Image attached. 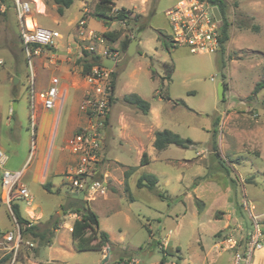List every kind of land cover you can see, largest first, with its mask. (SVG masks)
Returning <instances> with one entry per match:
<instances>
[{"label": "rangeland", "instance_id": "374dc122", "mask_svg": "<svg viewBox=\"0 0 264 264\" xmlns=\"http://www.w3.org/2000/svg\"><path fill=\"white\" fill-rule=\"evenodd\" d=\"M7 1H0V133L8 157L6 165L20 168L32 158L28 67L20 39L17 0ZM21 1L30 3L33 23L60 31L63 39L55 55H67L69 71L80 77L79 58L87 52L76 28L80 1L66 9L64 16L58 14L53 0ZM96 1L85 5L88 14ZM179 1L115 0L118 8L145 13V17L130 25L112 24L110 29L121 30L122 36L115 43L107 42L119 50L120 57L102 173L109 183L118 178L122 184L116 189L108 186L105 196L95 193V199L89 197L87 201L98 215L101 231L111 236L109 256L103 257L101 251L75 250L71 228L77 215H70L65 196L70 191L68 185L63 186L62 194L29 185L32 204L23 199L15 203L20 202L23 217L31 223H55L58 232L52 238L54 247H40L1 204L0 260L7 258L1 264H45L51 259L56 263L50 264H232L234 252L246 246L255 222L264 224V88L253 95L256 84L264 80V0H225L230 38L216 53H191L184 45H175L170 52L164 48L161 35H171L167 12ZM40 11L43 16L38 15ZM75 16L79 18L68 24ZM242 16L254 19L242 20L239 26L235 19ZM131 18L134 20L133 15ZM92 19L90 26L98 24ZM252 23L259 26L257 32L246 28ZM142 25L140 44L129 56L123 52L121 41L126 36L136 38L133 33ZM50 50H42L35 58L36 71V62H48L44 54ZM165 64L174 65L171 81L164 79ZM220 83L226 84L221 99ZM130 94L149 102L151 112L143 114L127 104L124 98ZM166 94L170 101L159 97ZM15 103L18 109L14 112ZM75 105L69 95L57 120V144L66 135L68 112ZM139 124L145 125L144 133ZM165 129L191 139L193 144L157 151L153 146L155 132ZM215 130L220 160L213 148ZM144 152L151 162L141 166ZM132 167L137 169L128 179L125 171ZM141 174L156 175L158 190L169 200L162 201L153 192L137 188ZM26 177L24 174L22 180ZM18 231L23 245L14 255L5 235Z\"/></svg>", "mask_w": 264, "mask_h": 264}, {"label": "built area", "instance_id": "2783aa9c", "mask_svg": "<svg viewBox=\"0 0 264 264\" xmlns=\"http://www.w3.org/2000/svg\"><path fill=\"white\" fill-rule=\"evenodd\" d=\"M16 8L20 20V39L28 67L29 130L31 143L34 146L37 135L36 108L38 103H41L46 110L60 111L66 101V94L61 89L59 77H52L46 89L38 90L35 58L42 50L51 49V59H55L54 51L63 39V35L58 30L44 28L33 23L29 2L17 0ZM214 8L215 6L209 0H180L176 6L171 8L167 16L174 45H184L190 49L191 53L219 52L221 50L220 22L214 16ZM29 21L31 26H29ZM76 28L84 50L98 57V60L83 76L87 87L79 109L85 115L87 123L66 142L67 150L78 159L77 167L68 175V179L70 187L76 194L84 193L86 199L89 197L95 199V193L105 196L108 191L107 180L102 173V163L106 128L112 105V72L119 61L120 52L107 44L108 40L103 34L89 29L85 19L78 20ZM83 56L84 54L79 59ZM103 60H114V68L104 66ZM7 160V155L0 150L1 202L13 215L11 205L16 199H23L26 204L31 205L32 197L22 184L24 171L7 170L5 168ZM5 240L11 244L13 254L17 255L23 245L20 232L7 233ZM26 243L33 245L30 242ZM263 248L264 228L255 222V229L248 234L246 246L243 250L234 252L232 264H252L255 253Z\"/></svg>", "mask_w": 264, "mask_h": 264}, {"label": "trees", "instance_id": "16d2710c", "mask_svg": "<svg viewBox=\"0 0 264 264\" xmlns=\"http://www.w3.org/2000/svg\"><path fill=\"white\" fill-rule=\"evenodd\" d=\"M3 4H7V0H0ZM75 0H53L54 4L57 6V12L59 15H63L65 10L70 8ZM212 5L219 9L221 15L220 22V46L221 49L224 48L225 43L229 40V30L231 27V23L227 17V3L225 0H209ZM90 16L95 18L96 20L102 22L105 27H110L115 22L125 23L130 25L132 21L137 22L139 19L138 15H135L132 10L121 8L115 10V2L114 0H97L93 11L85 13L83 18ZM131 15H133L134 20H132ZM254 18L241 17L239 19H235L237 24L240 26V21L242 20H250L252 21ZM249 25V24H248ZM242 27V26H241ZM247 29H252L253 31H258L259 26L256 23H252L250 26H246ZM142 27L138 30L140 32ZM103 36L115 43L117 42L121 36V30H108L103 33ZM160 39L163 42L164 48L170 52L172 48L175 47L174 43L171 40V37L168 35H161ZM132 41V38L126 36L121 41V47L123 52L127 53L129 45ZM98 60V57L89 54L88 52H84V56L79 60L82 65V75L84 76L87 72L90 71L92 65ZM167 68L166 75L164 77L165 80L171 81L172 74L174 72L173 64H165ZM117 65L113 69L112 72V102H113V93L116 88V80H117ZM225 87L226 84L224 83ZM264 88V80L258 82L254 88L253 95H257ZM160 98L170 101L171 97L169 94L165 96L159 95ZM252 98V96H251ZM124 101L141 111L143 114H148L150 111V103L146 100L142 99L140 96L136 94L127 95L124 98ZM217 122H215V125ZM216 130L213 132V148L215 152L216 158L221 159L218 146L215 141L216 138ZM193 144V141L189 138H183L179 134L174 133L171 130L165 129L162 131L155 132V141L154 148L157 151H162L167 149L171 145H175L181 148H188ZM150 163V158L146 152L143 153L142 159L140 162L141 166H146ZM137 168L132 167L125 171V176L128 178L133 172L136 171ZM138 188H146L149 191L153 192L159 199L162 201L169 200V196L164 194L163 192L158 190V178L153 174H143L139 177L137 181ZM128 191V188H127ZM12 213L16 219V222L23 230L24 234H28L33 240L37 241V244L42 246H49L52 243V238L56 230L58 229L55 223L48 224L46 226H40V224H33L28 219L23 217L20 209V205L15 203V201L11 205ZM71 213L76 214L77 218L73 222L71 237L73 241V245L76 251L78 252H87V251H102L103 249H107L109 251L112 246L108 233L100 230V222L98 215L91 210L89 206V202L85 199H74L73 206L71 208ZM7 258H3L0 260V264L6 261Z\"/></svg>", "mask_w": 264, "mask_h": 264}, {"label": "crops", "instance_id": "0c3cea01", "mask_svg": "<svg viewBox=\"0 0 264 264\" xmlns=\"http://www.w3.org/2000/svg\"><path fill=\"white\" fill-rule=\"evenodd\" d=\"M79 1H80L79 14L81 16H80V18L75 16L74 18L70 19L68 24H72L75 20H77V18H79L78 20L85 19L87 27L89 29L99 33V34H103L104 32H106L108 30H112V29H110L112 25L110 27H105L102 22L96 21V20H94V21H96L98 24H95L94 26H90V21L93 19L91 17L88 18V16L83 18L84 14L88 13L87 12L88 9L86 8L85 5L90 0H79ZM114 2H115V0H114ZM118 9H121V8H118L116 6V3H115V10H118ZM127 9H129V8H127ZM64 14H65V12H64ZM144 14L142 15V14L137 12V14H135V15H138L139 18H141L142 16L145 17ZM38 15L43 16V12H41V11L38 12ZM55 23H57V21H55ZM115 23H117V22H115ZM115 23H113V24H115ZM122 24L126 25L125 23H122ZM140 27H142V29H143L144 26L142 25ZM140 27H138L136 30L138 31L140 29ZM54 30H57V29H54ZM137 31L133 34H134V36L137 35L136 37L138 38V41H139L138 46H139V44H140V34L139 33L141 31L140 32H137ZM130 38L133 39V37H130ZM69 48H70V50H69ZM57 49H58V47H57ZM62 51H63V49H62ZM67 51L72 52L73 51L72 46H69L67 48ZM51 55H52V53L50 51L48 54L47 53L44 54V56H46L45 59L48 60V62L44 63V65H43L42 61H39L40 59H38V61L36 62L37 67L39 66L37 68V71H36L37 88H38V90L46 89L50 85L51 78L56 76V77H59L61 80V89L66 94V100H67L69 95H72V97L74 98V103L77 105L71 106L69 109L67 125L65 128L66 135H65L64 139H62L58 144L56 143V140H57V130L56 129H57V122H58L57 120H58L60 111L59 110H46L43 108L41 103H38L37 108H36L37 135H36V139H35V144H34V146L32 145V149H31L32 158H31L30 164H28V162L30 160V158H28V160L25 162V164L22 165L20 168H17L15 166L8 167L7 165L5 166V168L9 169L10 171H14V172L23 170L24 171L23 176H24V174H26L27 177L24 178V180H22V184L24 187H26L28 189V191H29V185H38L39 187L43 188V190H45L47 192L48 191L52 192L53 190H56L59 194H62L63 186L68 185V188L70 189V191L67 192L65 196L67 198V202L70 203V211H71V208L73 206V200L79 199V198L75 197L78 194H76L72 190V188L70 187V181L68 179V175L70 173L74 172V170L78 164V162H77L78 159L75 155L71 154L68 150H66L65 146H66L67 140L74 133H76L78 131V129H80L81 127H83L87 123V119H86L85 115L79 109V106H80V103L83 99L87 85L83 79V75H81L79 77L75 74L76 75L75 76V75H73L72 72L69 71V68L67 67L68 66L67 55H64V53H62L53 60L51 59ZM68 60L71 61L72 59L68 58ZM39 70H40V72H39ZM17 104L19 105V103H17ZM17 109H18V106H17ZM16 110H13V111L15 112ZM150 112H151V107H150L149 113ZM29 116H30V112H29ZM109 119H111L110 116H109ZM109 119H108V121H109ZM122 127H124L123 124H122ZM138 128L142 133L145 132V129H146L145 125L142 126L139 124ZM126 129L127 128H125V129L123 128V130H126ZM29 133H30V130H29ZM29 135L31 138V133ZM3 140H4L3 135H2V133H0V150H2V151L4 150ZM107 155L108 154H106V156ZM115 162L117 164L121 165V163L118 162L117 160ZM150 162H151V160H150ZM141 175H143V174H141ZM115 181L116 182L109 183L107 180V185L116 189L117 185L122 184V179L116 178ZM158 185H159V179H158ZM166 185H168V184H166ZM129 189L131 190L130 186H129ZM139 189H142V190H145L147 192L152 193L151 191H149L146 188H139ZM1 190H2V188H1V171H0V206H1V204H3L1 202ZM84 199H86V198L84 197ZM19 205H20V202H19ZM60 208H61V205H59V209ZM20 209H21V205H20ZM25 211L27 212L28 208H26ZM54 212L58 213V210H55ZM52 213H50L49 216H51ZM70 215H74V214L70 213ZM262 227L264 228V224H262ZM71 230H72V228H71ZM0 231H2V230L0 229ZM56 232H58V229L56 230ZM110 237L111 236H109V239H110V242L112 244ZM51 244L52 245L48 246L50 249L54 247V241ZM101 252H102L103 257L109 256L107 254V252H108L107 249H103ZM54 262L56 263V259H51V260L46 261L44 263L50 264V263H54ZM252 264H264V248L255 253Z\"/></svg>", "mask_w": 264, "mask_h": 264}, {"label": "water", "instance_id": "95a60500", "mask_svg": "<svg viewBox=\"0 0 264 264\" xmlns=\"http://www.w3.org/2000/svg\"><path fill=\"white\" fill-rule=\"evenodd\" d=\"M213 13H214V16L216 18V20L218 22H221L222 18H221V15H220V12H219V9L217 7H215L213 9ZM138 38H134L130 45H129V48H128V51H127V54L129 56H132L133 54L136 53V48H137V45H138ZM102 64L110 69H113L114 66H115V61L114 60H103ZM15 81L18 82V80L15 79ZM16 83V82H15ZM223 90H224V84L223 83H220L219 84V87H218V92H219V98L221 99L223 97ZM17 109V106H16V103L15 105L13 106V110H16ZM76 198H79V199H84V193H80L78 194L77 196H75Z\"/></svg>", "mask_w": 264, "mask_h": 264}, {"label": "bare ground", "instance_id": "6f19581e", "mask_svg": "<svg viewBox=\"0 0 264 264\" xmlns=\"http://www.w3.org/2000/svg\"><path fill=\"white\" fill-rule=\"evenodd\" d=\"M29 23V26H31L32 24L30 23V21L28 22ZM34 26V25H33Z\"/></svg>", "mask_w": 264, "mask_h": 264}]
</instances>
